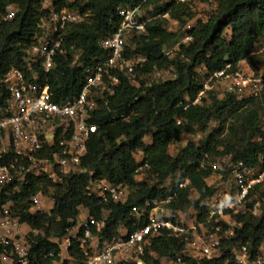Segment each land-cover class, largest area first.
I'll list each match as a JSON object with an SVG mask.
<instances>
[{
	"label": "trees",
	"instance_id": "1",
	"mask_svg": "<svg viewBox=\"0 0 264 264\" xmlns=\"http://www.w3.org/2000/svg\"><path fill=\"white\" fill-rule=\"evenodd\" d=\"M42 1L0 0V18L8 6L20 8L15 20L4 23L0 33V80L12 68L25 70V50L39 34L38 24L44 17ZM60 5L91 14L86 22L70 26L63 32L67 46L82 50L87 62L108 55L100 47V41L120 27L121 9H153L146 33L132 39L126 54L146 59L140 69L142 74L173 68L177 78L154 81L145 87L146 96L143 97L144 87L131 86L122 77V85L110 107L102 108L94 115L93 122L101 125V129L88 143L87 155L81 163L85 172L64 177L63 182L32 180L13 197L15 214L32 230L27 241L34 264L59 262L61 250L52 239L66 236L77 226L81 209L88 210V218L96 220H104V213H108L103 237L109 239L120 237L121 226L129 233L138 228V222L130 216L133 209L169 196L173 197L170 208L186 212L195 207L200 213L198 222L205 223L208 215L198 203L211 198L215 187L207 185L209 171L201 169V162L205 155L216 157L224 148V153H233L249 167L261 164L260 156L264 154V92L257 98L240 101L233 94L221 95L213 91L208 95L212 98L211 103L206 97L197 105L189 103L187 98L195 100L208 75L223 70L228 64L236 67L241 61L248 60L254 69H258V65L264 66V53L254 55L264 46V0H218V7L209 20L199 22L188 32L191 41L181 44L173 57L165 53V47L175 41L177 34L167 29L165 16L185 25L193 17L190 2L63 0ZM137 18L143 21L140 10ZM59 64L58 71L50 77L51 91L57 102L77 97L84 80L82 70L70 67L71 60L62 59ZM141 85L144 86V82ZM131 111L136 116L128 122L119 118L112 120L114 115ZM214 119L219 127L203 144L188 142L177 153L172 152V146L184 134L206 130ZM145 165L148 166V177L137 181L136 177ZM174 176L177 178L168 187V179ZM103 180L129 188L127 201L104 203L92 194L94 184ZM186 181L190 187L180 188V184ZM189 189L198 194V203L190 200ZM39 192L51 197L55 205L50 214L33 216L28 204L30 198ZM254 194L257 197L253 202H261L262 213L253 216L247 210L235 216L234 235L223 240L221 259L208 261L184 257L186 236L178 239L171 230L164 228L161 236L153 240L145 263L160 264L162 259L176 263L182 258L186 264H236L232 252L242 245L249 247L253 258L264 253V189L257 187L250 197ZM69 255L77 261L83 257L76 245L70 248Z\"/></svg>",
	"mask_w": 264,
	"mask_h": 264
},
{
	"label": "built area",
	"instance_id": "2",
	"mask_svg": "<svg viewBox=\"0 0 264 264\" xmlns=\"http://www.w3.org/2000/svg\"><path fill=\"white\" fill-rule=\"evenodd\" d=\"M61 1H42L44 17L38 24L39 34L25 50V70L12 68L0 80V264H34L27 241L32 230L15 214L13 197L28 187L32 180L63 182L64 177L85 172L81 163L87 155L88 143L101 129V125L93 122L94 115L102 108L110 107L118 95L122 77L131 86L144 87L143 97L146 96L145 87L154 81L166 82L177 78L173 68L142 74L140 69L146 59L126 54L132 39L145 34L147 23L151 21L138 20L139 7L120 10V27L100 41V47L108 55L87 62L83 59L82 50L67 46L63 32L70 26L86 22L91 14L61 6ZM19 13L18 6L7 7L0 18V33L3 24L15 20ZM189 41L191 37L187 36L186 42ZM261 53H264V46L254 55ZM62 59L71 60L70 67L82 70L83 89L77 97L57 102L51 91L50 77L58 71ZM213 91L221 95L233 94L240 101L257 98L264 92V67L255 70L248 60L241 61L236 67L228 64L223 70L209 74L196 99L191 101L187 98V101L192 105L200 104ZM134 116L136 113L131 111L114 115L112 120L119 118L128 122ZM260 162L258 167H249L233 153L216 157L205 155L200 167L209 171L206 183L215 187V193L205 200L207 221L200 223L197 220L202 235H198L195 226L179 227L178 219L183 218L184 213L169 207L173 200L169 196L133 209L130 216L138 222V228L131 233L120 234L119 238L103 237L107 212L104 220L89 217L81 221L66 236L52 239L61 250L60 260L55 264H65L64 252L69 254L74 245L80 248L83 257L77 261L69 255L70 263L67 264H146V254L164 228L171 230L178 239L186 236L184 257L219 260L223 257V240L234 235L235 216L247 210L253 216L262 213L261 202H253L257 194L250 197L257 187L264 189V154L260 156ZM147 168L145 165L141 170ZM223 174H227L228 183L221 188L218 182ZM189 187V181L180 184V188ZM91 193L104 203L126 202L130 196L129 188L104 180L95 183ZM46 200H50L54 208L55 202L51 197L42 192L33 195L28 204L29 213L33 216L50 214L53 208L46 209ZM226 218H230L233 225ZM222 222L228 224V228L224 229ZM232 255L236 264H264V253L253 258L245 245L233 250ZM173 264L186 263L179 258Z\"/></svg>",
	"mask_w": 264,
	"mask_h": 264
},
{
	"label": "rangeland",
	"instance_id": "3",
	"mask_svg": "<svg viewBox=\"0 0 264 264\" xmlns=\"http://www.w3.org/2000/svg\"><path fill=\"white\" fill-rule=\"evenodd\" d=\"M167 1L170 2V1H173V0H167ZM178 1H180V2H185V1L190 2V8H191V12L193 14V17L191 19H189L185 25H182L180 22H177V21L171 19L169 16H165L167 18V20H168V24L166 26L167 29L169 31L174 32V33L177 34V37H176L175 41L173 43H171L169 46L165 47V53L169 54L172 57L175 56V53L179 49L180 45L183 44L184 42H186V37L188 36V32H190L193 28H196L199 22L208 21L209 18L212 16V14L216 11V9L218 7V5H217L218 0H178ZM152 10L153 9H143V8L140 9V16L143 19V21L149 20L151 18L150 12H152ZM226 34H228V33L226 32ZM262 60L264 61V56H263ZM258 68H262V66L258 65ZM211 99H212L211 96H209L207 98L208 103H211ZM262 126L264 128V119L262 120ZM218 127H219V123H218V121L216 119H214L208 125L206 130H200L196 134H184L182 139L178 143H176L175 145L172 146V149H171L172 152L173 153H177L188 142H194L197 145L203 144L204 140H206V138L212 132L217 130ZM223 150H224V148H221L219 150L220 152H219L218 155H220L222 152L224 153ZM218 155H216V156H218ZM177 176H174V177H171V178L168 179V181L166 183L168 185V187L171 186V184H173V182L175 181ZM137 177L140 180H142V179L146 180L147 177H148L147 170L142 169ZM220 177L221 178H220L218 184L222 188L225 184L228 183V177H227V174H223ZM151 183H153V181H151ZM189 197H190V200L193 203L194 202L198 203V194L195 193L194 190L189 189ZM198 204H199L200 207L205 208L204 210L206 211V213H208V209H206L207 208L206 207V202H201V203H198ZM183 213H184L183 214V218L181 217V219L180 218L178 219V221H179L178 224L181 225V226H179V225L178 226L179 227H184L186 229L191 227V226H195L197 228L198 232H199L198 235H202L203 231L201 230L200 227L197 226V220H198V217H199V214H200L199 211L197 209H195V207H191L188 211L183 212ZM225 220L227 222H229L230 225H233L232 221H230V218H226ZM80 221H83V220H80ZM225 222H222V224H221L224 229L228 228V224H226ZM78 224H77V226H78ZM68 256H69V254L67 252H64L63 259L66 261V264L70 263V261H68ZM72 264H78V262H72Z\"/></svg>",
	"mask_w": 264,
	"mask_h": 264
},
{
	"label": "crops",
	"instance_id": "4",
	"mask_svg": "<svg viewBox=\"0 0 264 264\" xmlns=\"http://www.w3.org/2000/svg\"><path fill=\"white\" fill-rule=\"evenodd\" d=\"M136 180L140 181V179L138 177H136ZM45 203H46V209L47 210H51L53 208L52 202L50 200H46ZM88 216H89V211L86 209H81V214H80L79 219L84 221L85 219L88 218ZM80 222L81 221H79V223ZM119 231H120L121 235H125L127 233V230L122 226L119 228ZM173 263L174 262L170 259H162L160 264H173Z\"/></svg>",
	"mask_w": 264,
	"mask_h": 264
}]
</instances>
